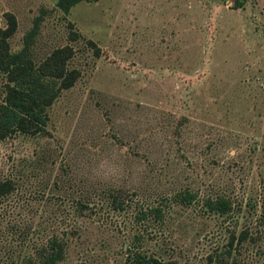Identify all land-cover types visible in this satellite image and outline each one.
Instances as JSON below:
<instances>
[{
    "label": "rangeland",
    "instance_id": "obj_1",
    "mask_svg": "<svg viewBox=\"0 0 264 264\" xmlns=\"http://www.w3.org/2000/svg\"><path fill=\"white\" fill-rule=\"evenodd\" d=\"M235 3L80 0L63 12L0 0V26L5 11L16 19L9 51L37 19L32 60L67 45L78 71L42 132L0 139L13 186L0 197V264L51 235L65 242L56 264H124L130 247L168 264H264V0ZM4 83L0 72V100ZM186 188L196 197L179 202ZM217 194L229 211L205 208ZM146 204L161 219L137 216Z\"/></svg>",
    "mask_w": 264,
    "mask_h": 264
},
{
    "label": "trees",
    "instance_id": "obj_2",
    "mask_svg": "<svg viewBox=\"0 0 264 264\" xmlns=\"http://www.w3.org/2000/svg\"><path fill=\"white\" fill-rule=\"evenodd\" d=\"M78 1L80 0H56V4L63 12H67L70 6ZM241 3L242 0H236L235 4ZM4 18L5 24L0 26V72L5 74L4 92L0 100V139L14 131L27 134L42 132L47 119L45 106L54 100L61 88L72 84L78 72L74 68L66 67L67 59L72 54L71 47L67 45L54 47L37 62L32 60L29 48L37 28V19H34L33 25L23 35L21 48L14 52L9 51L7 38L15 30L16 19L10 11L4 12ZM70 32L74 34L75 31L71 29ZM87 42L97 48L90 39H87ZM12 187L9 179L0 180V197L9 193ZM111 197L121 206L117 195L112 193ZM195 197L196 192L187 188L174 196L179 202L185 203ZM203 205L206 209L217 213H225L232 208L231 201L223 194L206 196ZM138 209L137 216L140 218L145 216L146 212L152 214L155 219H161L163 216V208L160 204H146ZM260 209L264 221V199L261 201ZM18 234L25 241L28 229L21 228ZM246 237V231H239L235 239L239 243ZM231 238H234L233 235ZM64 248V240L51 235L35 246L34 255L24 254L14 263L56 264L63 258ZM124 264H168V262L147 255L136 247H130ZM218 264H226V262L221 259Z\"/></svg>",
    "mask_w": 264,
    "mask_h": 264
}]
</instances>
